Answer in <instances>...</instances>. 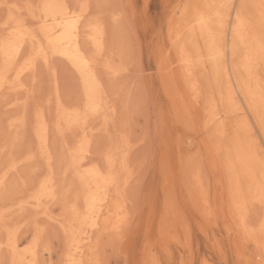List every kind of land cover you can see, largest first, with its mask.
I'll use <instances>...</instances> for the list:
<instances>
[{"label": "snow or ice", "instance_id": "6c2138e0", "mask_svg": "<svg viewBox=\"0 0 264 264\" xmlns=\"http://www.w3.org/2000/svg\"><path fill=\"white\" fill-rule=\"evenodd\" d=\"M164 7L173 10V18L179 14L182 20L189 14L194 19L185 32L195 55L185 50L179 37L172 43L196 101L201 94L193 83L194 70L203 69L209 78L207 119L201 124L187 108L176 112L171 119L182 130L169 138L168 117L157 115V134L165 125L160 148L148 146L150 129L137 136L135 143L126 132L118 131L114 140L93 147L90 123L102 117L107 126L115 121L116 112L105 102L98 76H106L111 84L121 73L133 74L144 89L137 114L144 113L150 103L147 74L135 54L133 34L135 23L144 19L143 12L131 2L0 0V158L4 161L0 167V264H264V0ZM117 11L125 17L127 35L120 65L109 59L102 39L106 18L118 19ZM168 51L167 47L158 50L161 73L167 67ZM67 52L72 53L70 66L58 58ZM54 70L64 72L69 87L65 100L56 83L53 112ZM72 77L82 84V91L71 86ZM216 90L225 105L222 113ZM114 95L126 112L122 90ZM46 114H51L49 119ZM29 119L38 144L27 133ZM228 119L235 120V127L232 144L226 146L221 138ZM121 127L127 128L128 121L121 120ZM49 128L62 145L55 165L48 147ZM201 139L208 144V158L218 156L231 176L222 227L229 234L235 232L240 241L235 260H226L219 244L213 245L216 258L196 253L191 224L178 212L171 189L157 236L153 238L147 228L142 239L137 236L152 200L144 174L157 166L158 158L165 179H184L201 217V231L211 236L221 226V207L209 203L201 179L205 153L194 151ZM133 149L136 175L130 194ZM238 168L248 177L246 187L239 183ZM53 206L59 215H53ZM254 209H258L255 215ZM21 220L29 232L24 248L18 243ZM244 246L250 254L241 253Z\"/></svg>", "mask_w": 264, "mask_h": 264}, {"label": "rangeland", "instance_id": "374dc122", "mask_svg": "<svg viewBox=\"0 0 264 264\" xmlns=\"http://www.w3.org/2000/svg\"><path fill=\"white\" fill-rule=\"evenodd\" d=\"M92 2L94 3L95 2H106V3H117V4L131 2V3H135L136 5H138L141 11L143 12L144 19L139 20L135 23L133 34H134V40H135V54L139 59L140 65L145 69L146 74H147L146 92H147V96L150 98V103L146 111L142 114H137V101L140 98V96L143 94L144 89L142 88V86L136 83L135 76L131 73H121L119 76L114 77V81L111 84L109 83L108 78L106 76L101 77L102 80H104L103 83L106 89V94L108 92L107 100L109 104L111 105L115 103L114 108H116L115 114L117 115L115 116L116 122L114 123L112 122L111 124H109L110 129L108 125H107L108 127L105 126L102 120L103 119L102 117H101L102 119L101 118L97 119L99 122L97 120H94L95 122L93 121L91 122L93 125L90 123L89 127L91 128L88 129V133L90 134L91 132L92 133L95 132L94 136L92 135L93 136L92 142H94L93 147H95L97 142L108 143L110 140H114L115 135L118 131L126 132L127 135L129 136V139L133 143H135L137 136L144 135L145 132L150 129L151 135L146 137L148 146L150 147L155 146L156 148H160L163 142L162 137L164 135L165 125L162 123L161 133L157 134L156 132L157 115H161L162 117H168L166 127H167V135L169 138L174 132L176 135H179L180 131L182 130V125L179 122H173L171 119V116L174 113L179 112V111L176 110L174 103H173V99L171 98L170 93H168L169 92L168 84L164 80V76H163L164 73H161V70H160L161 61L158 57V50L161 47H167V49L169 50L166 53V56H167L166 65H169L170 63V59L168 58L170 55L169 53L172 50H173L171 52L172 59L175 57L174 54L176 52H174L175 50L173 48L171 50V47H170L169 28H170V23H171L172 29L175 31V27H177V25H179L178 22H180L178 20L179 14H177V18H173L171 15L173 10L166 9L164 5L165 4L175 5V4H184V3L203 4V3L214 2V0H92ZM249 2H258V0H249ZM117 16L119 17L118 19H113L111 17L106 18V32H107L106 44L107 45H105V52L107 56L109 57V59L113 58L111 61L115 65H120L122 63V60L124 59V57L122 56V51L124 49L125 42L127 40V35L123 27V22H124L125 17L121 15L119 11H117ZM173 24H175L176 26L174 27ZM111 55H114V56H111ZM54 74L55 75L50 84V91L52 95H54L55 93L54 87H55V84L58 82L61 98L66 100V89L69 87V85L66 84L65 74L63 71L57 72L55 70H54ZM55 78L57 79V82ZM72 80H73V84L71 86L80 88V85L76 83V77H72ZM175 87L178 91L176 92L180 94L181 92H180V88L177 82L175 83ZM116 90H122L124 94V97H125L124 103L127 104L126 112L122 110L121 102H119L117 100V97L114 95V92ZM54 98H55V95L53 96V102L55 101ZM54 105H55V102L52 105L53 110H55ZM50 115L48 116L50 117ZM121 120L128 121L127 128L121 127ZM202 120L200 119L201 122H203ZM96 124L98 126H96ZM113 126L115 128H113ZM96 127H99L101 131L97 130L98 128ZM32 128H33L32 121L31 119H29L27 133L29 137L35 141L34 134L32 133L33 132ZM94 129L99 131V133H97ZM107 129L109 132L107 131ZM103 130L105 131L104 133L106 135L103 133ZM0 132H2V125H0ZM107 132L109 134H107ZM225 140H227V142ZM58 141L59 140L55 138V135L53 133L52 142L53 143L55 142V144L59 146L61 144H59L60 141L59 142ZM202 141L203 140L201 139L200 142ZM224 141L225 143L228 144L229 137L224 139ZM200 150L204 152L206 156V158L203 161L201 178L203 179L202 181L205 182L204 186L206 188V191H208L206 193L208 197V201L213 206H217V205L220 206L221 193H222V190L226 187V182H225V185L223 186L220 183V178L223 177V180H225L226 173H224V171H221L222 173H220L215 168H213L214 166L212 164V160L211 158L209 159L207 157L208 154L206 152V149L203 146H199L194 151L198 152ZM177 151H179V149ZM135 152L136 150L133 149V151L129 153V167L130 169H133V172H132V175L130 176V181H129V193L130 194L135 185V175H136L134 171L135 163H136ZM162 155H164L163 152H161V156ZM0 160L3 164L4 162L3 158H0ZM158 163H159V158L157 161V166H154L150 173L144 174V181L147 184L148 190L152 193V200L148 206V211L144 213V215L141 217V220L139 222L140 227H141V232L137 234L138 238L142 239L144 230L146 228L150 229L153 238L157 236L159 232L160 217L164 213V203H165V199L167 195V190L171 189L175 192V195L177 197L178 212L185 217L188 223L191 224V227H192L191 243L196 253L198 255L207 254L209 259L216 258L215 257V247H213V245L219 244L223 246L225 249V259L226 260L227 259H233V260L238 259L239 257L236 255L235 250H236L238 243H240V241L235 232L229 234L228 231L223 229L222 227L223 214H222L221 226H217L211 232V236H209L207 232L201 231L200 229L201 217L199 216L198 212L194 209L192 205L191 194L189 193L188 188L185 186L184 179L179 178V177H171L169 179H165V177L162 176L161 174ZM214 171L215 173L213 174ZM188 180L189 182H192L191 177H189ZM219 185H221L223 189ZM213 189H215V192ZM219 190L221 192H219ZM214 203L216 205H214ZM52 213L53 215H57V214L59 215L55 206H53L52 208ZM20 224H21V227L19 230L20 231L19 234L21 237L19 236L20 237L19 240L22 242V246H24L25 243L23 244V242L29 239V232H28L27 226L24 225L22 220L20 221ZM240 251L242 254L244 253L250 254L251 250L247 246H244L243 248H241ZM176 255H179V250H177Z\"/></svg>", "mask_w": 264, "mask_h": 264}, {"label": "bare ground", "instance_id": "6f19581e", "mask_svg": "<svg viewBox=\"0 0 264 264\" xmlns=\"http://www.w3.org/2000/svg\"><path fill=\"white\" fill-rule=\"evenodd\" d=\"M178 20L180 22L179 25H177V27H175L177 23L173 24L174 27H175V31L172 29V33L170 34L169 36V42H170V47H171V50L172 48L175 50L174 52H176L174 54V58L172 59V55H171V51L169 54V58L170 59V63L169 65H167L166 67V70L163 74L164 76V80L167 82L168 84V93H170V96L171 98L173 99V103H174V106L176 108V110H178L179 112L183 111L184 109H189L191 111V113L195 116V118L197 119L198 122H200L201 124L207 119V113L205 112V109H204V104L206 102V98L212 93V85L210 84L209 82V78L207 76V74H205L203 72V69H196L194 70L193 72V83L196 85L197 89L200 91V99L199 101H196L193 97V92H192V89H191V86L185 81L184 79V72H183V68H182V65H181V61H180V57L178 56L177 54V50L176 48L173 46V43L172 41L173 40H176L177 37H179V40L181 42H183V46L185 48V50L193 55H195V49L193 48L192 46V43H191V37H188L187 36V33L185 32V27L186 26H190L192 23H194V19L192 18L191 15L189 14H185L184 18L182 20H180L178 18ZM177 20V21H178ZM173 21V20H172ZM171 21V22H172ZM174 23V22H173ZM254 25H255V30L257 32V35H259V20L256 19L254 21ZM172 27V26H171ZM106 36H107V32H106V26H105V29H104V33H103V43H104V47L106 44ZM201 44H202V41H201ZM115 49V48H114ZM117 49V48H116ZM113 51V50H112ZM122 51V50H121ZM72 55L71 52H67L65 55L63 56H60L58 58H61L63 59L64 61H66L68 63V65L70 66L71 65V60L69 59V57ZM110 56V55H109ZM111 56H114V55H111ZM113 59V58H112ZM111 59V60H112ZM55 75V74H54ZM78 75V74H77ZM57 78V77H56ZM55 78L56 82H57V79ZM99 79V82H100V86L101 88L103 89V92H104V100L106 103H109L108 100H107V94H106V89H105V86H104V83L102 80L101 77H97ZM178 83V86L180 88V94H178L177 92V89L175 87V83ZM106 84V83H105ZM80 85V89L82 91V84H79ZM164 86V85H163ZM239 86H237L238 88ZM55 92H56V84H55ZM60 90V88H59ZM166 90V89H164ZM177 91V92H176ZM167 93V94H168ZM55 95V93H54ZM53 95V96H54ZM233 95L235 96V92L233 93ZM215 97H216V100L218 102V107L220 108L221 110V113L223 112L224 110V107L225 105L223 103H220V92L219 90H216L215 91ZM109 98V96H108ZM55 99V98H54ZM240 100L242 101L243 100V94L241 93L240 95ZM54 103V102H53ZM115 104V103H114ZM114 104L112 105L114 107ZM117 105V104H116ZM55 106V105H54ZM116 109V108H115ZM181 110V111H180ZM243 107L241 108V111H243ZM54 111V110H53ZM116 113V112H115ZM50 114H46L45 118L46 119H49L50 117L48 116ZM117 114H115L116 116ZM51 116V115H50ZM223 118V117H222ZM102 119V118H101ZM200 119H204L202 120L203 122L200 121ZM97 120V119H96ZM103 120V119H102ZM101 120V121H102ZM98 121V120H97ZM95 122V121H93ZM99 122V121H98ZM104 122V121H103ZM116 122V121H114ZM113 122V123H114ZM92 124V123H91ZM101 124V123H100ZM93 125V124H92ZM90 126V125H89ZM96 126H98L96 124ZM106 126V125H105ZM104 126V127H105ZM109 126V125H108ZM107 126V127H108ZM115 126V125H114ZM113 126V128H115ZM95 127V126H93ZM92 127V128H93ZM106 127V128H107ZM234 127H235V120L234 119H228L225 121V124H224V130H225V135L221 138L222 141H224V139H226L227 137H229V143H225V141L227 142V140H225L223 143L227 146V145H231L232 144V139H233V135H234ZM91 127H89L88 129H90ZM98 128L97 130H100L99 127H96ZM101 128V127H100ZM33 129V128H32ZM109 129H110V126H109ZM95 130V129H94ZM95 130L97 133H99V131ZM116 130V129H115ZM92 131V129H91ZM101 131V130H100ZM108 131V129H107ZM105 131L103 130V133ZM109 132V131H108ZM107 132V134H109ZM34 134V138H35V142L38 144L39 143V140L38 138L36 137V134H35V131L33 129V132ZM53 130L51 128H49L48 130V147H49V151L52 153V158H53V163L54 165L56 164V160H57V157L58 155L62 152V145H59L57 146V144H55V142L53 143L52 142V136H53ZM96 133V134H97ZM89 134V133H88ZM95 132H91L89 134V138L92 140V137L94 136ZM105 134V133H104ZM93 135V136H92ZM106 135V134H105ZM110 136V135H109ZM108 137V136H107ZM56 138V136H55ZM114 138V137H113ZM240 141L242 142L243 140V137L241 136L240 138ZM109 140V139H108ZM203 140V139H202ZM56 141V139H55ZM59 142V141H58ZM59 144H61L59 142ZM94 144V142H93ZM199 146H203L205 149H206V152L207 154L209 153V147H208V144L205 143V141L203 140L202 142H197L196 143V146H195V149H197ZM194 149V150H195ZM199 150V149H198ZM198 152H201L198 151ZM131 153V152H130ZM208 157V156H207ZM210 159V158H209ZM208 159V160H209ZM212 160V164H213V168H215L217 171H219L220 173H222L221 171H224V173H226V178L225 180H223V177L220 178V183L224 186L225 185V182H226V187L223 189L221 185H219L223 190H222V193H221V203H220V207H221V210H222V214L224 212V210L226 209V202H227V199H228V196H229V186H230V179H231V176L230 174L228 173V171L222 166V164L220 163V158L218 156H214L213 158H211ZM210 163V161H209ZM2 162L0 160V167H2ZM211 165V164H210ZM212 169V168H211ZM22 171V170H21ZM23 173V171L21 172ZM215 173V171L213 172V174ZM218 174V172H217ZM237 174H238V180H239V183L242 187H246L247 183H248V177L247 175L244 174L243 170L241 169H237ZM23 175V174H21ZM202 175V174H201ZM222 175V174H221ZM202 177V176H201ZM219 178V177H218ZM202 179V178H201ZM203 180V179H202ZM214 180V179H213ZM129 181H130V177H129ZM219 181V179H218ZM205 183V182H203ZM216 184V183H215ZM213 186V185H212ZM214 187V186H213ZM214 192H215V189H213ZM221 190V189H220ZM219 190V192H221ZM208 191H206L207 193ZM215 197V196H214ZM213 197V198H214ZM217 197V198H218ZM210 199V198H209ZM218 201V200H217ZM210 203V202H209ZM214 205H216L214 203ZM107 211V209H105V212ZM256 209L253 210V214L255 215L257 212H258V209L255 213ZM58 215V214H57ZM23 221V220H22ZM23 225V224H22ZM25 225V224H24ZM27 226V225H26ZM20 227H21V224L19 226V230H20ZM24 227V226H23ZM25 228V227H24ZM23 228V230H24ZM20 232V231H19ZM18 235L20 236V234L18 233ZM21 237V236H20ZM19 237V238H20ZM19 243V246L20 248H24V246H22V242L19 240L18 241ZM25 242H23L24 244Z\"/></svg>", "mask_w": 264, "mask_h": 264}]
</instances>
